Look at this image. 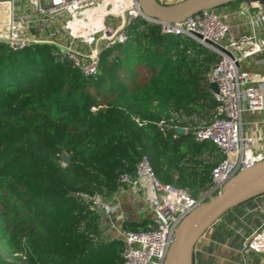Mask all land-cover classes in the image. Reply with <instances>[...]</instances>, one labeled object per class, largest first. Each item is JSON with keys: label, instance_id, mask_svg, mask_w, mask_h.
<instances>
[{"label": "trees", "instance_id": "trees-1", "mask_svg": "<svg viewBox=\"0 0 264 264\" xmlns=\"http://www.w3.org/2000/svg\"><path fill=\"white\" fill-rule=\"evenodd\" d=\"M128 31L91 77L51 45L0 42V264L25 251L21 264H123L124 240L105 237L101 215L74 194L111 198L143 157L161 183L208 190L222 154L195 131L213 117L207 75L218 56L143 19Z\"/></svg>", "mask_w": 264, "mask_h": 264}, {"label": "built area", "instance_id": "built-area-1", "mask_svg": "<svg viewBox=\"0 0 264 264\" xmlns=\"http://www.w3.org/2000/svg\"><path fill=\"white\" fill-rule=\"evenodd\" d=\"M165 4L173 0H159ZM0 38L13 50L29 44H47L71 61L86 77L99 73L100 55L125 44L129 27L143 19L149 23L138 0H0ZM255 12L247 18L251 33L234 37L230 19L233 13L216 8L202 10L181 22L154 23L169 37H188L218 56V63L207 75L208 83H217L213 93L216 105L209 124L196 129L197 142H211L222 160L211 172L208 190L198 197L188 189L161 183L146 157L137 166L136 179L123 175L121 187L139 194L148 182L147 200L152 210V224L140 232L118 230L124 240L123 264H165L182 220L201 202L218 194L223 185L240 171L264 160V77L242 65L264 52V2H254ZM246 113L254 115L246 121ZM161 130L167 126L162 120ZM246 125L255 129L247 133ZM176 130V129H175ZM187 129L184 128V133ZM82 196L90 208L101 215L102 223L114 212V199L100 194ZM245 247L264 258V222L247 237ZM9 259L21 264L25 252Z\"/></svg>", "mask_w": 264, "mask_h": 264}, {"label": "crops", "instance_id": "crops-1", "mask_svg": "<svg viewBox=\"0 0 264 264\" xmlns=\"http://www.w3.org/2000/svg\"><path fill=\"white\" fill-rule=\"evenodd\" d=\"M222 9L233 13L230 24L234 37L240 39L251 33L247 18L255 12L254 1H239L223 6ZM242 67L264 77V52L248 59ZM244 118L250 122L254 119V115L246 113ZM254 129L253 126L245 127L247 133ZM144 184L145 191L139 194L124 188L119 189L109 198L114 199L115 204L111 219L102 223L105 237H118V230L122 229L125 221H143L153 218L146 199L148 182ZM263 222L264 196L230 210L198 242L194 252V264H264V258L261 255L245 247L247 237Z\"/></svg>", "mask_w": 264, "mask_h": 264}, {"label": "water", "instance_id": "water-1", "mask_svg": "<svg viewBox=\"0 0 264 264\" xmlns=\"http://www.w3.org/2000/svg\"><path fill=\"white\" fill-rule=\"evenodd\" d=\"M138 1L149 21L175 23L202 10L252 0H181L171 4L159 0ZM0 42L9 43L2 38ZM210 88L212 93L219 92L217 83H212ZM176 131L184 133V128L178 127ZM62 161L64 165L70 161L66 152L63 153ZM260 196H264V160L237 173L223 185L218 194L201 202L182 220L177 228L175 241L167 253L165 264H194L195 248L205 233L227 212Z\"/></svg>", "mask_w": 264, "mask_h": 264}, {"label": "bare ground", "instance_id": "bare-ground-1", "mask_svg": "<svg viewBox=\"0 0 264 264\" xmlns=\"http://www.w3.org/2000/svg\"><path fill=\"white\" fill-rule=\"evenodd\" d=\"M5 13H6V9L0 8V15L5 14Z\"/></svg>", "mask_w": 264, "mask_h": 264}, {"label": "rangeland", "instance_id": "rangeland-1", "mask_svg": "<svg viewBox=\"0 0 264 264\" xmlns=\"http://www.w3.org/2000/svg\"><path fill=\"white\" fill-rule=\"evenodd\" d=\"M179 1H181V0H176V1H173V3H175V2H179ZM207 200V199H206Z\"/></svg>", "mask_w": 264, "mask_h": 264}]
</instances>
